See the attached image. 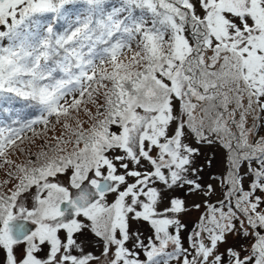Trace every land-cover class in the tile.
I'll return each mask as SVG.
<instances>
[{
  "label": "snow or ice",
  "instance_id": "1",
  "mask_svg": "<svg viewBox=\"0 0 264 264\" xmlns=\"http://www.w3.org/2000/svg\"><path fill=\"white\" fill-rule=\"evenodd\" d=\"M0 264H264V0H0Z\"/></svg>",
  "mask_w": 264,
  "mask_h": 264
},
{
  "label": "rangeland",
  "instance_id": "2",
  "mask_svg": "<svg viewBox=\"0 0 264 264\" xmlns=\"http://www.w3.org/2000/svg\"><path fill=\"white\" fill-rule=\"evenodd\" d=\"M0 179H3V174L2 173H0Z\"/></svg>",
  "mask_w": 264,
  "mask_h": 264
}]
</instances>
